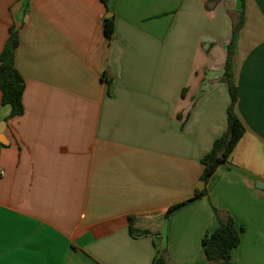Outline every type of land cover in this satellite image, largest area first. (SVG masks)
I'll use <instances>...</instances> for the list:
<instances>
[{"label": "crops", "instance_id": "1", "mask_svg": "<svg viewBox=\"0 0 264 264\" xmlns=\"http://www.w3.org/2000/svg\"><path fill=\"white\" fill-rule=\"evenodd\" d=\"M240 12L246 131L208 193L166 218L226 130ZM11 27L24 112L0 90V264H205L228 215L234 264H264V0H0V53ZM129 216L149 232L132 236Z\"/></svg>", "mask_w": 264, "mask_h": 264}, {"label": "trees", "instance_id": "2", "mask_svg": "<svg viewBox=\"0 0 264 264\" xmlns=\"http://www.w3.org/2000/svg\"><path fill=\"white\" fill-rule=\"evenodd\" d=\"M107 4L108 0H102ZM243 14L239 13V19L234 23L232 39L228 50V59L225 67V77L231 97L227 109V127L225 132L218 137L212 149L206 153L202 159L203 172L202 181L207 185L218 166L226 162L234 150L235 146L244 135L246 128L236 113L235 107L238 101V88L234 81V71L232 58L233 48L242 27ZM105 35L109 39L114 33V17L105 19ZM19 32L14 27L10 28V35L0 53V90L2 91V103L11 107L10 117L21 115L24 112L23 93L25 81L22 75L14 66L15 51L19 45ZM208 193L207 187L196 189L195 194L189 200L170 206L165 213L168 218L176 209L188 202L201 198ZM136 216H129V232L132 236H140L148 233L147 230H140L134 226ZM243 227H238L231 215L221 218L217 228L210 234H206L202 241L203 254L207 260L205 264H234L232 261V250L241 242ZM153 264H164V258L158 256Z\"/></svg>", "mask_w": 264, "mask_h": 264}, {"label": "water", "instance_id": "3", "mask_svg": "<svg viewBox=\"0 0 264 264\" xmlns=\"http://www.w3.org/2000/svg\"><path fill=\"white\" fill-rule=\"evenodd\" d=\"M111 16V13L107 14L105 19H108ZM204 186V182L201 180L198 184V188L201 189Z\"/></svg>", "mask_w": 264, "mask_h": 264}, {"label": "built area", "instance_id": "4", "mask_svg": "<svg viewBox=\"0 0 264 264\" xmlns=\"http://www.w3.org/2000/svg\"><path fill=\"white\" fill-rule=\"evenodd\" d=\"M2 174V171L0 170V175Z\"/></svg>", "mask_w": 264, "mask_h": 264}]
</instances>
